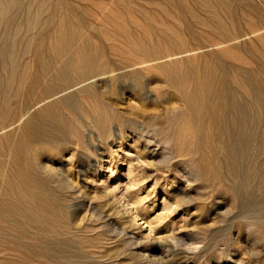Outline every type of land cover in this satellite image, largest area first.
<instances>
[{
    "label": "rangeland",
    "instance_id": "374dc122",
    "mask_svg": "<svg viewBox=\"0 0 264 264\" xmlns=\"http://www.w3.org/2000/svg\"><path fill=\"white\" fill-rule=\"evenodd\" d=\"M51 1L84 13L83 23L99 34L87 30L86 36L105 51L106 69L32 112L70 95L89 112V118L71 115L62 107L70 122L56 143H26L19 128L0 142V264H264V225L241 216L240 198L215 165L217 142L199 148L179 85L174 89L170 82L175 71L218 62L264 78V0H210L218 14L221 3L230 6L227 25H237L230 37L246 35L225 45L216 31L194 22L195 16L213 23L194 0ZM57 24L35 35L33 47L41 40L46 47L56 45ZM31 57L25 55L24 63ZM88 87L102 104L82 94ZM21 99L11 97L7 105L18 106ZM16 146L23 165L35 173L26 182L15 179ZM253 154L260 173L264 154Z\"/></svg>",
    "mask_w": 264,
    "mask_h": 264
},
{
    "label": "bare ground",
    "instance_id": "6f19581e",
    "mask_svg": "<svg viewBox=\"0 0 264 264\" xmlns=\"http://www.w3.org/2000/svg\"><path fill=\"white\" fill-rule=\"evenodd\" d=\"M194 1L199 6H201L202 9L208 11L207 16L213 23L212 25L210 24V22H208L207 24L206 20L202 21L195 16L194 22L197 25L206 26L207 28L216 31L222 38L221 44L225 45V43L228 44V42L232 43V41H236L237 39L241 40L242 37L246 36L242 35L235 38L230 37L232 30L235 31L237 25L235 27H228L229 24L227 25V21H229L228 12L230 10V6L228 4L221 3L222 6L219 10L222 11V14H218L216 12V7L211 5L210 0ZM51 4V0H0V142L7 140L13 134L14 129L15 131H17L18 129L16 130V128H19V131H21V133L23 134L26 143H54L58 140V135L62 132V129L68 127L67 125L70 122L69 119L67 117H64V115L61 113L60 110L62 107L67 108V110L70 112L69 114L71 115H83L89 118V112L83 107L78 108L76 105L75 96L72 95L61 99L59 102L47 105L41 108L37 113L32 114L35 109H38L40 106H42L44 104L43 102L47 101V99L50 98L53 94L56 95V93H62L63 91L69 89L71 86H76L83 82L85 83L87 79L100 74L103 70L106 69V65L104 64L105 62L103 61L105 51L100 47H93L90 44L88 37L86 36L87 30L92 33L91 35H93V37H98L99 34L95 29L91 28V26L90 28H88V26L83 23L84 13L70 3L64 4L63 8H58L57 6L59 4ZM234 10H236V8H234ZM55 21H57L58 23L57 44L54 46L46 47L44 45V41L41 40L37 45L33 47V37H35V35L37 34L43 33L46 28L50 27ZM241 28L243 27L241 26ZM242 30H244V28ZM260 52L261 51H259V53ZM28 53H31L32 57L29 62L24 63L25 55H27ZM250 53L252 54V51ZM252 57L250 58L252 59ZM157 60L159 59L151 61ZM189 62L190 61L188 60V63ZM259 64V67H261L263 63ZM32 65L36 67V73L32 74L31 76L30 73L32 72L30 70H32ZM185 67H187V65ZM155 68L156 67H154V69ZM163 70L165 71V69H162L160 71L162 72ZM173 70L175 71L174 68ZM24 71H29V75L27 77H25ZM254 72L245 70L239 67V65L233 66L229 64L227 65L225 63L223 64V62L222 64L218 62L214 67L211 68L192 66V68L190 69L188 67L186 71H180L179 73H176L175 71V75L173 73H170L174 75H172L173 77L171 78L170 82L173 83V86L179 85L178 91L185 99L183 109H186L192 118L191 122L195 129L194 136L199 148L203 150L206 147H209L208 144L211 142V140H215L217 142L216 147L219 152L218 155H216V164L214 160V163L212 162V159L216 157L214 155L215 152L212 154L214 156L211 157V162L215 164L217 169L220 171L218 173H221V179L227 182V184H229L230 186V190L232 189L240 198V204H238L240 205L239 207L241 216L245 219L252 220V222L254 221L262 227V225H264V184L262 185V182L264 181V170L260 173L255 172V157L253 153L255 152L261 155L264 154V78H261ZM166 73L168 72L166 71L164 74ZM128 77V75L124 76V78ZM25 80L26 84L24 85ZM82 94L89 96L91 95L93 96L92 99L95 98L97 103L99 102L100 104H102L100 102L101 100L97 98L96 92L92 87H88L82 90ZM17 96H22V101L18 106L9 107L7 105V99L11 97L15 99L17 98ZM102 113H104V110ZM101 117L105 119V116ZM205 121H207V124L205 123ZM99 125L100 124L98 123L97 126ZM206 127L208 128L207 131L209 133L206 131ZM187 132L189 131L187 130ZM190 145H192V143ZM50 146L52 147L54 145ZM16 147L17 148L15 150V153L12 156V165L16 170L15 179L21 182H26L27 180L32 179L34 177L33 174L35 173L32 174L30 167H28L27 165H23L25 164L24 160H26L25 156L24 154H22L23 156L20 154V147ZM193 148L195 149V147H192V149ZM252 148H254V152ZM262 164V166L264 167V159L262 161ZM45 167L47 168V166ZM203 167H205L204 164ZM213 169L215 170V168ZM35 170L36 169H34V171ZM36 179L37 178H35L34 180ZM44 181L45 179L42 182L44 183ZM225 186L227 188L228 185ZM8 188L10 189L11 187L9 186ZM37 190H41L40 185L36 187V191ZM257 193H261V199L256 198ZM57 204H59V202H57ZM23 206L25 207V205ZM22 221L24 222V220ZM16 232L17 230L15 231V233ZM0 237L3 238V236ZM5 238H7V236ZM7 239L10 238L8 237ZM11 240L12 239H10V241ZM0 242L1 244H3L2 241ZM12 246H15V244H13ZM80 256L81 255H79V257Z\"/></svg>",
    "mask_w": 264,
    "mask_h": 264
}]
</instances>
